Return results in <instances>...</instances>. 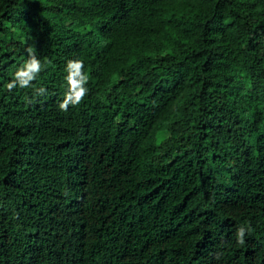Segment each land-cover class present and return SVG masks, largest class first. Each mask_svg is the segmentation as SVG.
Instances as JSON below:
<instances>
[{"label": "trees", "instance_id": "16d2710c", "mask_svg": "<svg viewBox=\"0 0 264 264\" xmlns=\"http://www.w3.org/2000/svg\"><path fill=\"white\" fill-rule=\"evenodd\" d=\"M0 264H264V0H0Z\"/></svg>", "mask_w": 264, "mask_h": 264}, {"label": "clouds", "instance_id": "9594fccd", "mask_svg": "<svg viewBox=\"0 0 264 264\" xmlns=\"http://www.w3.org/2000/svg\"><path fill=\"white\" fill-rule=\"evenodd\" d=\"M26 43V41H22ZM27 58L13 73V79H11L7 85V90L19 87L21 89H27L32 87V82L37 79V76L43 69L41 60L37 57L34 47H26ZM50 63V62H49ZM66 75L64 79L67 83V90L64 92L63 98L60 101L58 107L61 111H67L70 105L75 106L80 104L84 97L88 93L86 87L89 76L84 71V64L81 60L70 59L65 65ZM35 95L39 96L46 93L44 87L34 89ZM247 231H251L248 227ZM246 228L240 227L236 232L237 243L243 245L245 243ZM218 258V257H217Z\"/></svg>", "mask_w": 264, "mask_h": 264}]
</instances>
